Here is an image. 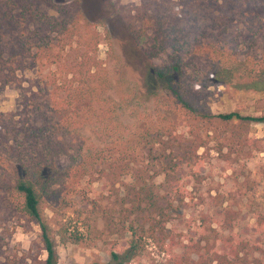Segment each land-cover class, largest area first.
Here are the masks:
<instances>
[{
    "label": "trees",
    "instance_id": "obj_1",
    "mask_svg": "<svg viewBox=\"0 0 264 264\" xmlns=\"http://www.w3.org/2000/svg\"><path fill=\"white\" fill-rule=\"evenodd\" d=\"M52 1L0 0V95L10 86L19 92L17 110H0V185L13 197L20 196L21 214L40 226L47 257L38 260L39 264H59L57 231L52 223L59 224L64 233L69 231L65 218L70 210L79 217L83 214L73 207L69 195L84 179L91 184L99 181L107 190L93 200L92 213L98 212L105 192L112 195L117 190V170L122 167L105 157L101 162L97 157L84 160V156L81 161L67 162L66 154H70L59 133L83 124L112 123L121 100L110 70L97 56L99 32L87 8L78 1L55 8L57 13L51 14L43 5ZM90 2L99 10L97 0ZM180 3L140 0L122 7L121 13L138 57L134 62L139 64L142 57L148 60L142 59L146 70L135 82L132 96L150 100L162 90L170 93L180 106L186 132L166 140L158 132L159 139L179 153L170 169L185 165L193 179L201 182L204 158L198 149L208 144L204 135L210 123L239 121L242 130H233L231 139L238 144L231 152L250 157L253 151L264 150V140H251L243 134L251 123L264 122V114L213 113L203 100L213 86L264 91V0ZM102 6L100 3V9ZM30 26L39 32L33 40L25 32ZM12 38L18 39L16 48ZM28 73L33 77L26 80ZM95 164L105 167L94 172ZM135 177L131 184L124 181L127 192L120 198L126 206L120 212L122 219L148 216L151 225L143 230L163 249L172 237L166 228L170 214L141 173ZM235 205L224 207L222 215L213 220L216 226L205 216L199 239L191 238L188 251L167 259V264H264V212H254V231L243 234L237 230L242 226V213ZM46 208L52 211L51 217ZM91 217L87 216L89 225ZM119 250L112 252L114 260H130L145 252L137 228H132L131 239Z\"/></svg>",
    "mask_w": 264,
    "mask_h": 264
},
{
    "label": "rangeland",
    "instance_id": "obj_2",
    "mask_svg": "<svg viewBox=\"0 0 264 264\" xmlns=\"http://www.w3.org/2000/svg\"><path fill=\"white\" fill-rule=\"evenodd\" d=\"M78 1L87 8L99 32L97 56L110 70L121 104L116 109L117 118L112 123L90 124L92 127L79 125L70 132L61 131L59 138L70 154H66L67 162L73 159L81 161L83 156L84 160L88 157L92 161L93 157H97L96 161L101 162V157H105L119 162L122 167L117 170L119 179L115 193L118 192V195H110L106 191V198L101 201L102 208L98 212L92 213L93 200L99 198L102 190H107L99 181L91 184L84 179L77 190L69 195L73 207L83 214L79 217L71 209L65 218L69 231L64 233L59 224L56 226L52 223L57 231L59 264H167V259L188 251L187 244L191 238L199 239L205 216L213 222L222 215L229 203L241 209L242 226L237 230L251 234L254 231V212H264V150L253 151L250 157L231 152L233 146L238 144L231 139L233 130L241 131L240 123L217 120L210 123L204 135L208 144L198 149L199 155L204 158L200 173L202 181L193 179L185 165L183 169L171 170L174 166L171 160H176L179 153L163 144L158 132L162 134L161 140L180 137L186 132L180 106L165 90L150 100L143 97L138 100L132 96L135 82L146 70L142 59L148 60L142 57L139 64L134 62V58L138 57L121 12L122 7L133 6L140 0H97L99 10L92 6L90 0H85L84 4L82 0H53L44 4L43 8L55 14V8ZM175 2L179 4L183 0ZM100 3H103L102 9ZM182 5L179 4L180 7ZM25 32L31 40L39 33L34 26ZM17 46L18 39L16 42L12 38V47ZM32 74L28 73L25 79L32 78ZM190 74L194 79L191 71ZM144 91L148 89L144 88ZM203 96L207 109L213 113L240 111L254 116L264 114V91L213 86ZM18 108V89L10 86L3 90L0 110L11 112ZM243 134L251 140H264V122L251 123L243 130ZM104 167V164H95L92 170L99 172ZM106 168H110L109 164ZM139 172L159 197L161 206L168 209L170 214L166 228L171 230L172 237L163 249L156 239L148 237L143 230V226L149 228L151 225L148 216L133 215L124 221L120 213L126 208L120 203V198L127 192L124 181L131 184ZM177 186H181L180 192H176ZM3 188L0 185V261L5 264H39L38 260L47 257L42 248L40 226L21 214L20 196L13 197ZM45 211L48 217L52 216L49 208ZM90 214L89 225L87 216ZM132 228H137L138 234L143 235L145 252L130 260H114L112 252H120L119 249L127 245L132 237Z\"/></svg>",
    "mask_w": 264,
    "mask_h": 264
}]
</instances>
